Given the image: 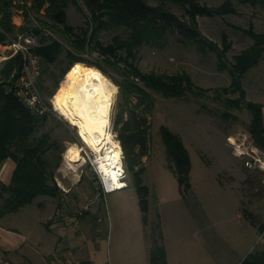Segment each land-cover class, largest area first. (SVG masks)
<instances>
[{
    "label": "rangeland",
    "instance_id": "1",
    "mask_svg": "<svg viewBox=\"0 0 264 264\" xmlns=\"http://www.w3.org/2000/svg\"><path fill=\"white\" fill-rule=\"evenodd\" d=\"M223 1L201 0V3L218 6ZM148 2L152 5L159 3L158 0ZM164 4L180 18H187L181 6L171 2ZM232 7L233 12L196 17L199 33L218 46L221 47L222 32L227 34L231 42L226 51L228 63L253 42L244 29L252 24L254 31L264 32V4L253 6L232 0ZM66 13V23L74 30L85 26L90 18V12L81 0L76 4L69 3ZM20 14L24 16V10ZM27 14L21 23L25 30L16 32L11 40L17 35L32 33V50L39 47L43 39L46 43L57 39L63 48L69 47L63 25L47 18L44 8H28ZM117 34L125 36L126 33L120 28H110L93 34V37L106 44ZM91 46L92 43L82 54L89 62H78L92 68L96 67L91 63L98 62L104 67V71L98 70L114 88L105 80L114 92L110 130L113 139L120 143L117 128L128 118L127 111H124L122 119L117 121L119 105L123 102L118 82L123 79L121 69L125 67L122 61L117 65L109 64L97 48ZM8 52V47L0 44V55ZM259 61V65L251 67L250 73L243 74L240 85L245 93L241 96L231 88L228 69L217 68L213 51L201 52L196 43L181 42L172 33L157 44L139 46L134 62L142 73H186L200 94L188 92L187 97L176 98L148 90L153 107L146 114V153L139 155V148L135 147L134 152L125 156L120 143L127 186L105 194L101 189L102 175L95 163L97 152L82 143L76 126L69 123L54 102L67 71L78 62L65 72L68 58L63 49L58 59L46 69L42 64L37 85L47 111L35 135L48 132L50 141L57 144L53 154L61 156L54 170L60 188L57 199L47 196L43 199L57 203L55 215L80 217L89 213V217L98 221V228L103 230L93 243L87 242L95 251L93 264H147L149 247L155 243L161 245L163 240L168 252L182 264H242L246 258H264V149L258 147L251 136V115L245 107V102L253 101L250 98L251 83L259 82L264 86V61ZM130 78L141 84L138 78ZM246 90H249L247 94ZM226 98L242 99L241 107H227ZM135 101L133 97L132 105ZM142 108L135 107V110L142 113ZM162 125L181 137L190 154L192 190L186 196L180 193L176 176L169 167L160 135ZM71 147L79 150L78 160L67 158ZM237 149L242 153L240 156L234 155ZM126 158L132 163L133 171L142 168V185L148 188L146 215L141 210L133 175L125 164ZM29 207L27 205L24 209ZM46 211L41 209V212ZM145 216L149 219L146 224ZM251 218L255 225L251 224ZM126 251L130 252L128 257ZM0 264L12 263L0 254Z\"/></svg>",
    "mask_w": 264,
    "mask_h": 264
},
{
    "label": "trees",
    "instance_id": "2",
    "mask_svg": "<svg viewBox=\"0 0 264 264\" xmlns=\"http://www.w3.org/2000/svg\"><path fill=\"white\" fill-rule=\"evenodd\" d=\"M0 0V43H11V36L16 32L25 30L24 25L16 26L12 22L14 8L24 10L25 18L28 16V8L40 10L44 8V15L52 22L63 25L69 42L68 48L57 39L46 43L43 39L41 45L35 48V52L41 56V67L55 62L63 49L68 58V67L74 62H89L82 56L87 46L92 43V48L102 54L105 61L117 65L123 62L121 69L123 79L118 82L123 102L119 105L117 121L122 119L124 111L128 118L117 128L118 139L124 150V155L134 152L138 147V154L144 155L148 144L147 116L153 107L152 90L164 97L185 98L187 93L200 94L196 90L191 78L186 73L172 75L142 73L136 63V51L144 43L157 44L167 34L172 33L179 37L181 42H193L201 52L213 51L219 70L228 69L231 76V88L244 96L240 81L251 67L255 66L264 55V32H256L252 24L243 32L248 34L253 42L247 48L233 56V62L228 63L226 51L231 42L227 34H221V47L215 42L202 36L196 26V17L213 16L235 11L232 0H224L218 6H208L201 0H158L156 5L149 0H81L90 12V18L85 26L74 30L66 23V8L69 3L76 4L77 0ZM240 3H249L253 6L264 4V0H238ZM165 2L177 4L184 9L187 18H180L173 13ZM110 28H120L125 31V36L114 35L109 43L103 44L94 39L93 34ZM89 31H91L89 33ZM89 34V35H88ZM92 68L82 63H75L66 75L75 68H90L98 71L113 88L107 77L98 69L104 71V67L98 63H91ZM21 66V56L16 54L6 60L0 70V165L8 158L15 162L10 182L3 183L0 180V217L6 213L16 212L21 207L30 204L37 196L56 197L60 191L54 177V170L61 160L59 154H53L57 149L55 141H50L49 133L35 135L39 124L46 118V114L37 115L18 98L12 86L14 79H9L15 71L18 76ZM79 66V67H77ZM65 75V76H66ZM130 77L138 78L136 82ZM13 78V77H12ZM114 89V88H113ZM199 89V88H197ZM227 91V88H223ZM133 97L136 98L133 103ZM242 99H225L227 107L240 108ZM134 106V107H133ZM143 106L142 113H137L135 107ZM245 107L251 115L249 130L256 145L264 149V120H262V104L253 101L245 102ZM116 127V126H115ZM161 140L165 146L169 167L176 176L179 191L183 196L192 190L190 182L191 160L190 154L183 144L181 137L172 132L168 127L161 126ZM53 154V155H52ZM127 169L133 175V184L136 187L140 207L143 214L148 211L146 195L148 188L142 185V168L133 171V165L126 158ZM145 224L148 217H144ZM251 224L255 225L252 218ZM165 250L162 245L155 244L150 252L149 264H166ZM242 264H264V258L257 260L246 258Z\"/></svg>",
    "mask_w": 264,
    "mask_h": 264
},
{
    "label": "crops",
    "instance_id": "3",
    "mask_svg": "<svg viewBox=\"0 0 264 264\" xmlns=\"http://www.w3.org/2000/svg\"><path fill=\"white\" fill-rule=\"evenodd\" d=\"M21 10L16 9L12 16V22L17 27L21 25L24 17L20 14ZM1 45L8 47L9 52L0 55V70L5 61L14 56L10 43ZM261 60L264 61V56ZM260 63L261 61L257 65ZM251 71L252 68L248 73ZM14 73L15 71L10 77ZM250 86L253 89L251 93L253 96L250 95V98L262 104L264 120V86L259 82L251 83ZM248 91L246 90V94ZM14 168L15 162L10 158L0 165V180L3 183L10 182ZM43 198L46 196H37L32 203L27 204L30 206L29 209H24L27 206L25 205L16 212L6 213L0 217V254L12 264H93L95 251L87 242H94L103 230L98 228V221L89 217V213L80 217L55 215L57 203L46 202ZM47 198L57 199L50 196ZM41 209L47 211L41 212ZM160 244L165 250L166 264H182L168 252L164 240ZM154 245L149 247L147 264L150 262V252ZM129 255L130 252L126 251V257Z\"/></svg>",
    "mask_w": 264,
    "mask_h": 264
},
{
    "label": "bare ground",
    "instance_id": "4",
    "mask_svg": "<svg viewBox=\"0 0 264 264\" xmlns=\"http://www.w3.org/2000/svg\"><path fill=\"white\" fill-rule=\"evenodd\" d=\"M114 99L113 89L96 70L75 68L62 80L54 102L76 126L81 141L97 152L95 163L107 185L123 187L117 169L122 168V148L110 130V115ZM53 109H55L51 99ZM112 142L110 145L109 143ZM79 150L71 147L67 158L78 160Z\"/></svg>",
    "mask_w": 264,
    "mask_h": 264
},
{
    "label": "built area",
    "instance_id": "5",
    "mask_svg": "<svg viewBox=\"0 0 264 264\" xmlns=\"http://www.w3.org/2000/svg\"><path fill=\"white\" fill-rule=\"evenodd\" d=\"M33 38L32 33L24 36L17 35V38L10 43L13 55L20 54L21 56V66L18 76L15 77V73L11 76L15 79L12 86L9 88L13 89L18 98L32 113L43 115L47 111V106L41 97L37 85L38 77L41 72V58L34 50H32L31 44L33 43ZM234 146L236 148V144H234ZM247 165L249 167L252 166L250 162H248ZM117 172L119 179L123 180L124 183V186L121 188H124L127 186V183L125 181L126 170L123 163L122 168L117 169ZM101 179V189L104 194L116 189H121L120 187L107 185L102 176Z\"/></svg>",
    "mask_w": 264,
    "mask_h": 264
},
{
    "label": "clouds",
    "instance_id": "6",
    "mask_svg": "<svg viewBox=\"0 0 264 264\" xmlns=\"http://www.w3.org/2000/svg\"><path fill=\"white\" fill-rule=\"evenodd\" d=\"M242 153L239 151V149H237L235 152H234V155L236 156H240Z\"/></svg>",
    "mask_w": 264,
    "mask_h": 264
}]
</instances>
